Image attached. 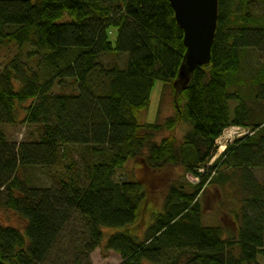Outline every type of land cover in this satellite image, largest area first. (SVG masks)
<instances>
[{"label": "trees", "instance_id": "trees-1", "mask_svg": "<svg viewBox=\"0 0 264 264\" xmlns=\"http://www.w3.org/2000/svg\"><path fill=\"white\" fill-rule=\"evenodd\" d=\"M9 47L17 52L0 69V207L24 226L0 220V264H53L75 214L89 229L87 252L102 243L104 228H120L106 239L120 264H262L264 178L251 168L264 170V0H219L211 61L195 69L176 115L163 123L140 114L158 79L173 87L186 51L170 0H0V48ZM251 52L257 67L246 76ZM122 53L123 64L101 61ZM19 122L38 126V136L11 141L3 125ZM181 122L190 126L181 142L157 141ZM231 125L249 132L208 165ZM132 160L143 176L116 178ZM57 165L54 186L34 185L26 174ZM177 167L199 182L175 173L165 193L154 194L147 171ZM227 170L239 174L245 193L229 238L221 225L202 223L199 202L208 184L229 179Z\"/></svg>", "mask_w": 264, "mask_h": 264}, {"label": "rangeland", "instance_id": "rangeland-1", "mask_svg": "<svg viewBox=\"0 0 264 264\" xmlns=\"http://www.w3.org/2000/svg\"><path fill=\"white\" fill-rule=\"evenodd\" d=\"M118 30L112 28L109 34L111 41L115 43L117 38ZM17 52L16 47L0 48V69L6 65L8 59ZM125 54H120V56L113 55H102V62H110L111 60H116L123 64L126 60ZM257 65L254 59V52H251L248 59L246 60V70H244V75H249L255 72ZM59 88H55L58 90ZM176 106L174 104L173 87L163 80H157L150 97V106L148 110L140 114V120L143 122L154 123V122H165L168 118L176 115ZM21 115L24 112L21 111ZM22 117V116H21ZM4 130L6 131L8 138L11 141L20 143L23 140H32L38 136V126L34 124H25L19 122L16 124H4ZM190 129L187 122H181L174 129H164L160 132L156 139L157 141L162 140L165 137L174 135L178 142H181L185 136V133ZM228 134V135H227ZM226 141H222L221 144L225 145V148L219 152L222 145H218L216 142V151L214 159L210 160L208 165H211L219 155L227 148L228 142L235 141V136H230L231 132L228 131L225 134ZM179 145V144H177ZM217 156V157H216ZM140 166V160H132L126 165L125 171H118L116 178H121L123 174L127 173V179L131 178L132 175L137 177L143 176L144 170ZM62 170V165H57L55 167L44 168L38 166H32L27 171L26 174L30 176L31 182L34 185L47 187L54 186L60 179V173ZM253 174L260 181L264 178V170L262 167L251 168ZM205 169H201L204 172ZM229 175V179L226 175L220 176L218 178L219 182L208 184L202 194L199 197V202L201 204V220L204 225L217 226L221 225L223 229V236L225 238L235 237L238 232V219L237 212L241 207V202L245 198V193L239 185V174L233 175L231 170L222 171ZM123 173V174H122ZM148 173V175H147ZM146 176L151 182L152 191L154 194L159 192L165 193L168 182H170L171 177L176 176L177 181H187L192 186L199 182L195 176L187 173L184 178L182 175V170L177 167L175 170L168 171L162 174H157L151 170H148ZM231 176V177H230ZM180 184V183H179ZM192 189L190 186H188ZM155 200H159L154 197ZM0 220L6 224L14 225L19 228L24 226V221L13 211L7 210L0 207ZM105 230V238L102 243L94 248L93 250L87 252L86 244L90 240V234L88 226L82 217L75 214L74 217L67 223L64 227L58 242L56 243L54 250L48 260L53 264H76L77 261L80 264H120L122 262L121 255L114 251L113 249H108L106 247V239L120 228L107 227ZM232 234V235H231ZM232 254L234 256L240 255V248L236 242L232 245ZM259 258H264L260 256ZM264 264V260H261Z\"/></svg>", "mask_w": 264, "mask_h": 264}, {"label": "water", "instance_id": "water-1", "mask_svg": "<svg viewBox=\"0 0 264 264\" xmlns=\"http://www.w3.org/2000/svg\"><path fill=\"white\" fill-rule=\"evenodd\" d=\"M177 23L184 31L186 51L173 81L174 101L192 82L195 69L210 63L218 24L219 0H170Z\"/></svg>", "mask_w": 264, "mask_h": 264}, {"label": "built area", "instance_id": "built-area-1", "mask_svg": "<svg viewBox=\"0 0 264 264\" xmlns=\"http://www.w3.org/2000/svg\"><path fill=\"white\" fill-rule=\"evenodd\" d=\"M230 131L231 132V135L230 136H235L236 138L237 137H241L245 134H247L249 132V130L245 127H242V126H239V125H233V126H230L228 128H226L223 132V134L217 139V142L221 145V142L222 141H226L225 139V134L226 132ZM228 135V134H227Z\"/></svg>", "mask_w": 264, "mask_h": 264}, {"label": "bare ground", "instance_id": "bare-ground-1", "mask_svg": "<svg viewBox=\"0 0 264 264\" xmlns=\"http://www.w3.org/2000/svg\"><path fill=\"white\" fill-rule=\"evenodd\" d=\"M224 148H225V145L223 144V145L220 147L219 152H221Z\"/></svg>", "mask_w": 264, "mask_h": 264}]
</instances>
